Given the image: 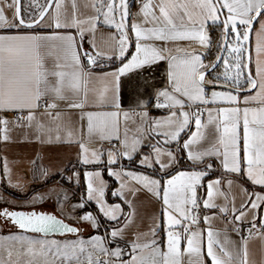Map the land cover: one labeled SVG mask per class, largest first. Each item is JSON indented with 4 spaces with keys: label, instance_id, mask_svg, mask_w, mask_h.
Segmentation results:
<instances>
[{
    "label": "snow or ice",
    "instance_id": "1",
    "mask_svg": "<svg viewBox=\"0 0 264 264\" xmlns=\"http://www.w3.org/2000/svg\"><path fill=\"white\" fill-rule=\"evenodd\" d=\"M0 182V264H264V0H0Z\"/></svg>",
    "mask_w": 264,
    "mask_h": 264
},
{
    "label": "crops",
    "instance_id": "2",
    "mask_svg": "<svg viewBox=\"0 0 264 264\" xmlns=\"http://www.w3.org/2000/svg\"><path fill=\"white\" fill-rule=\"evenodd\" d=\"M215 36V35H214ZM85 47H87V42H85ZM19 130H14L12 135L13 136H17L18 135ZM32 145H26V144H22V143H16V144H12L10 145V147L7 149L8 152V156L9 159H12L14 155L18 154V153H31L32 152ZM53 154L60 152L61 154H63L64 149L61 147H57V146H52L49 149ZM24 175L26 177H30L31 173L27 170V168H25L24 170ZM0 187H4L3 183L0 182ZM239 200V196H237V201ZM0 233H4L1 232ZM234 235V234H233ZM250 248L252 249V251L254 253H256V258L258 259V250H259V241L258 240H253L252 242H250Z\"/></svg>",
    "mask_w": 264,
    "mask_h": 264
},
{
    "label": "rangeland",
    "instance_id": "3",
    "mask_svg": "<svg viewBox=\"0 0 264 264\" xmlns=\"http://www.w3.org/2000/svg\"><path fill=\"white\" fill-rule=\"evenodd\" d=\"M3 188L4 187H0V191H3ZM14 191V190H12V189H9V191ZM16 194H21V193H16ZM22 195V194H21ZM8 198L9 199H13L14 197L13 196H11V195H8ZM19 202H20V199H17V204H19ZM0 206H2V205H0ZM38 207V210L39 209H44V210H48V211H52L53 210V206H52V204L51 203H49V202H45L44 204H41V205H38L37 206ZM10 230H13L14 231V229H12L11 228V226H8V227H6V226H4V224L2 223V222H0V231L1 232H4V233H7V232H9ZM90 232H92V229H90V228H86L85 229V235L87 236Z\"/></svg>",
    "mask_w": 264,
    "mask_h": 264
},
{
    "label": "trees",
    "instance_id": "4",
    "mask_svg": "<svg viewBox=\"0 0 264 264\" xmlns=\"http://www.w3.org/2000/svg\"><path fill=\"white\" fill-rule=\"evenodd\" d=\"M215 35V33H213V36ZM9 195H11V196H13V197H16V198H18V199H20V198H22V195L20 194H16V193H18V192H14V191H9Z\"/></svg>",
    "mask_w": 264,
    "mask_h": 264
},
{
    "label": "built area",
    "instance_id": "5",
    "mask_svg": "<svg viewBox=\"0 0 264 264\" xmlns=\"http://www.w3.org/2000/svg\"><path fill=\"white\" fill-rule=\"evenodd\" d=\"M245 235H247V233L245 232Z\"/></svg>",
    "mask_w": 264,
    "mask_h": 264
}]
</instances>
